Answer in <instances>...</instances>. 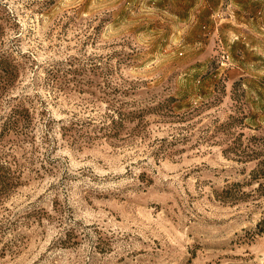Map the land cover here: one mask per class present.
Listing matches in <instances>:
<instances>
[{"label":"rangeland","instance_id":"1","mask_svg":"<svg viewBox=\"0 0 264 264\" xmlns=\"http://www.w3.org/2000/svg\"><path fill=\"white\" fill-rule=\"evenodd\" d=\"M0 264H264V0H0Z\"/></svg>","mask_w":264,"mask_h":264}]
</instances>
